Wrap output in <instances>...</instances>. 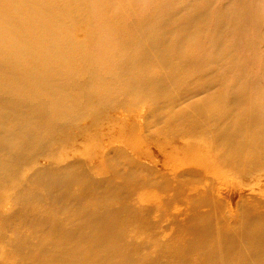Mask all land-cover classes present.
Returning <instances> with one entry per match:
<instances>
[{"label":"rangeland","instance_id":"rangeland-1","mask_svg":"<svg viewBox=\"0 0 264 264\" xmlns=\"http://www.w3.org/2000/svg\"><path fill=\"white\" fill-rule=\"evenodd\" d=\"M239 71L264 91V0H0V130L15 140L23 129L26 138L22 146L10 145L11 152L0 144V216L12 223L17 205L9 198L37 171L58 172L72 163L87 178L74 184V193L89 186L97 198L104 189L120 194L126 185L124 208L154 210L141 214L148 223L141 240L158 248L174 242L168 214L160 220L157 213L164 207L161 192L135 187L144 175L120 178L132 164L115 168L112 154L120 149L139 166L171 178L181 200L195 193L210 199L222 221L237 223L245 211L264 221V161L261 170H244L242 148L212 142L204 150L212 154L204 158L209 169L204 159L196 160L205 157L195 155L200 143L186 142L196 127L219 136L202 123L206 118L199 116L208 113L202 105L206 98H223L230 101L227 109L236 110L231 96L245 90L235 78ZM178 94L176 109L191 115L182 120L165 114ZM189 167L200 170L202 180L179 176L182 168L191 173ZM182 202L168 210L175 221L183 215ZM53 205L37 199L25 207Z\"/></svg>","mask_w":264,"mask_h":264},{"label":"bare ground","instance_id":"bare-ground-1","mask_svg":"<svg viewBox=\"0 0 264 264\" xmlns=\"http://www.w3.org/2000/svg\"><path fill=\"white\" fill-rule=\"evenodd\" d=\"M241 20L242 18L239 17L238 21ZM242 29L245 30L246 26L244 25ZM191 44L188 43L189 46ZM224 46L225 44L222 45V51ZM108 63L112 64L110 59ZM247 76L251 74L245 75L243 71L236 73L235 78L243 80V86L239 90H245L240 93V97L234 94V97L231 96L235 107L238 110L243 109V113L237 109L234 111L227 109L230 104L228 99L206 98L202 106L208 110V113L199 117H205L202 123L218 132L219 136L212 138L204 132H199L197 127L194 132L189 131L191 135L186 141L187 145L196 146L200 143V147L195 149L196 157L205 154L204 150L209 149L208 145L212 142H220L218 143L220 148H229L232 151L242 148L243 155L240 159L244 162V170L263 168L264 91H257L251 84H247L249 83L247 79H252ZM233 90L238 89L233 87ZM30 95V91L24 92L25 98H29ZM179 95L167 102L166 106L170 109L165 114L182 120L191 115L184 114L185 108L176 109ZM51 106L52 103L48 104L47 108ZM198 106L200 105H194L192 108L196 109ZM209 112H213L215 117L208 116ZM189 125L191 124L178 127ZM9 128L10 132L15 131L13 126ZM3 134L5 132L0 130V144L9 146L10 152L15 149L10 145L22 146L23 142H26L23 129L22 132L17 133L19 139L9 140V134L6 137ZM187 149L192 148L187 147ZM211 155V153L205 154V157L196 160L211 158ZM128 157L126 153L117 149L112 154V159L117 163V167H114L125 168L122 165L124 161L127 165L132 162L129 169H124L125 172L120 178L126 180L128 175H136L138 179L139 174L144 175L146 179L139 178L135 187L144 184L156 188L158 193L161 192L158 196L164 207L157 209V213L160 220L166 219L165 215L168 214V224H173L176 229L174 235H171L174 242L158 248L152 245V242L141 240L142 232L148 226L147 220L142 219L141 214L147 210V207L124 208L122 202L126 199L125 194L128 190L126 185L122 188L121 195L117 189H104L106 193L92 198L91 194H94V190L89 186L75 191V194L72 190L74 184L87 178L85 175L81 176L77 170L78 166L69 163L58 172L37 171L25 186L17 188L16 193L10 196L9 199L17 205L13 210L16 216L12 223L0 216V246H4V250L0 251V264H264L262 217L251 211H245L242 212L237 223L228 224L226 220L222 221L219 218V212L210 199L207 197L203 199L196 193L190 192L192 195L189 194L185 200H181L176 191L178 188L175 189L176 184L171 178L162 175L160 170L157 172L158 169L156 170L154 166L141 167L140 162L137 163L138 160L136 162L132 156ZM248 160L254 163L249 165L246 163ZM203 162L205 166L209 165L206 159ZM210 165L209 169H211ZM192 169L191 173L186 169L185 172L188 173H184L182 168L178 174L183 178L191 176L195 181L202 180V172L196 170L197 168ZM40 185L45 189L44 193L38 191ZM191 190L192 188L187 189V191ZM87 197H91L90 200H85ZM37 199L54 205L36 208L34 211L27 210L25 206ZM111 200H114L113 204L109 203ZM182 201L185 202L183 215L178 219L179 221L177 219L175 221L168 210L171 209V203L180 205ZM148 210L154 211L150 208ZM197 211L200 213L196 214ZM60 212L68 214L67 217L59 218L57 215ZM130 217L133 219L131 220ZM24 225L27 226L26 229ZM132 230H135L136 234H131ZM132 236L134 239L131 238ZM168 238L171 240L170 236ZM150 247L155 250L153 255L143 251L150 250Z\"/></svg>","mask_w":264,"mask_h":264}]
</instances>
